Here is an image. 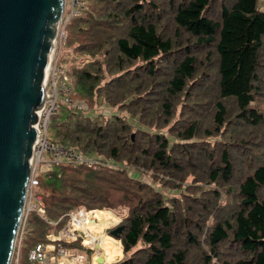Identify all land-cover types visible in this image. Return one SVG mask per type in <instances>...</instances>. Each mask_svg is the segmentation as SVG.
Returning a JSON list of instances; mask_svg holds the SVG:
<instances>
[{
  "label": "trees",
  "instance_id": "1",
  "mask_svg": "<svg viewBox=\"0 0 264 264\" xmlns=\"http://www.w3.org/2000/svg\"><path fill=\"white\" fill-rule=\"evenodd\" d=\"M85 1L88 8L68 24L79 41L75 54L85 58L71 68L79 98L134 106L141 115L150 109L163 119L157 127L169 125L179 106L190 102L209 122L177 119L170 128L178 141L172 142L163 132H133L120 117L101 125L66 107L54 117L52 140L122 159L166 187L195 186L185 184L192 175L200 188L219 185L231 202L207 228L193 226L187 210L198 214L199 203L188 200L182 207V199L165 198L126 169L61 164L41 176V187L50 191L44 196L46 219L64 225L63 215L78 205L97 208L116 198L128 204L129 215L120 236L126 256L115 264H264V159L246 154L241 163L237 153L247 148L248 136L264 137V111L255 106L264 76V10L258 0H223L218 6L217 0ZM164 11L173 34L165 32ZM135 92L139 96L132 99ZM213 136L219 139L212 147L197 141ZM205 200L201 204L211 202ZM35 219L40 227L29 226L25 254L46 241L27 246L29 236H42L47 224L37 213ZM113 220L114 213L108 225Z\"/></svg>",
  "mask_w": 264,
  "mask_h": 264
},
{
  "label": "water",
  "instance_id": "2",
  "mask_svg": "<svg viewBox=\"0 0 264 264\" xmlns=\"http://www.w3.org/2000/svg\"><path fill=\"white\" fill-rule=\"evenodd\" d=\"M65 3L0 0V264L11 263L20 228ZM123 229L119 225L111 234L120 238Z\"/></svg>",
  "mask_w": 264,
  "mask_h": 264
},
{
  "label": "rangeland",
  "instance_id": "3",
  "mask_svg": "<svg viewBox=\"0 0 264 264\" xmlns=\"http://www.w3.org/2000/svg\"><path fill=\"white\" fill-rule=\"evenodd\" d=\"M221 1H223V0H217L216 1L217 6L220 4ZM78 6L79 5H78L76 0H72V1L66 0L64 15H63V18L61 21V27H60V33H61V30H63L65 32L66 38L65 39L61 38L60 33H59V36L57 38V41H56V44L54 47V56L57 60V63L60 66L65 67L67 69L68 74H69L70 84L74 88L73 98L75 101L82 104L83 108L78 110L75 107L63 104L60 111L51 118L50 125H49V131H48L49 138L51 140H52L51 133L54 134V130H52L53 129V123H54V117H57L58 114L60 116L61 113L64 111L63 109L66 107L71 108L75 111H81L82 113H80V114H83L82 115L83 117L86 116V117L93 119V120H95V118H97V120H98L97 122L101 125H106L108 122L112 121L113 118L120 117V118L126 119L129 123H131V125L133 127V132H135L137 129L149 131L150 133L153 131L163 132L170 138V140L172 142L178 141L176 134L174 132H172L171 128H170L171 125L173 123H175V121H177V119H183L185 117H189V119H195V118L200 119L201 124H202V120L204 121V124H207L209 122L203 118L202 112L196 109L195 104H191L190 102H189V104H181L179 106L175 118L171 121V123L169 125L157 127V125L162 124L163 119H161L159 117V114H154L152 112V110H150V109L148 111L144 112L143 115H141L140 113H137L138 108H136L134 106H131L130 109L126 110L125 108H120L119 105L114 106L112 104H109V103L105 102L104 99L95 100L94 102H92V101L87 102V101H84V99L79 98L77 96V91L74 87V84L71 81V68L74 64L81 63L83 61L81 59H85V58H78L76 56L74 49H75V47L78 46L79 41L76 40L74 32L71 33V30L69 29L68 24L72 18H76V17L83 14V12L88 8V2L86 3V1H85L79 7ZM82 6H84V7L81 10L80 7H82ZM164 7H167V6H164ZM258 8L264 10V0H258ZM78 9H79V12H77ZM168 13H169V11H164L161 14V16L163 18H165V21L167 23L166 27H165V32L167 31L168 34H173V30L168 29V27L171 25V23L167 22ZM215 16H216V18L219 19V16L217 13L215 14ZM64 26L66 27L65 29L62 28ZM61 36H63V35H61ZM179 39L181 40V43L185 44L188 42V40H187L188 37L185 33H182ZM204 49H205L204 47L200 48L199 52H201L200 56L204 59V61H207L208 59L205 57V54H206L205 51L206 50H204ZM262 55H263L262 60H264V49L262 51ZM78 56H80V55H78ZM213 56H215V55H212V57ZM84 57L92 58L88 54H84ZM87 61H88L87 63H89L90 59ZM261 70L263 72L264 68L262 67ZM110 77L111 76H108L107 79H110ZM106 81L107 80L103 81L102 84H105ZM260 85H261V88H259V92L261 91V94L258 95L257 102L255 103V106L264 111V76H263V80L260 83ZM46 92H47V87H46ZM138 92H141L143 97H149V98L151 97L150 93H144L142 90H140ZM210 92H212L214 95V93H215L214 86H212V88L210 89ZM138 96H139V94L137 92H135V94L132 96V99H136V98H138ZM129 102H130V98L126 100V103H129ZM156 105L158 106V104H156ZM181 110L183 112H181ZM137 114H139V115H137ZM152 122H154V125L150 126V124ZM156 123H158V124H156ZM176 125H177V127L181 126L180 122H177ZM133 136H135V134H133ZM218 139H219V137L213 136V137L203 138V140H202V138H197V141H200V142L208 145L209 147H212ZM247 139H249L247 144H246L247 148H245L242 152L237 151L238 156L241 160V163L245 159L246 154H250L259 160L264 159V137H262L259 132L258 133L256 132L253 135L248 136ZM52 141H54V140H52ZM58 143H61V142H58ZM61 144H64V143H61ZM65 145L72 146L69 144H65ZM72 147H75L76 149H78L79 151L84 153L82 150H80L76 146H72ZM86 155L91 156V157H95V158L101 160L105 164V166H103V167H108V170H114V171H116V169L128 170V173L131 176L139 178L142 181L150 183L151 185L155 186L156 190L161 191L164 194L165 198L172 197L171 199H173V198H175L176 200L182 199V201H181L182 207L189 206L188 200L190 202L199 203L201 206H198L199 207L197 210L198 214L193 215V214L189 213V211L187 210V216H189V218H192L193 226H199L200 225L201 227H203L205 225V227L207 228V226L215 219L216 215H218V216L221 215L220 214L221 212H219L220 211L219 208H223V211H225L226 213L228 212V204L231 202V197L227 196L226 193H223L221 190V187L219 185L206 186L204 189L200 188L201 187L199 184L200 182H197L193 178V176L190 175L188 177L189 181H187L185 184L190 185V182H191V184L195 185V186H191L189 188H187L188 186L187 187L184 186L182 188L166 187V186H163L162 183H159V184L156 183L155 179H154V175L152 173H147V172H144L141 170L138 171L136 168L128 165L127 162L122 160V159L108 158L105 155H100L97 153H91V154H86ZM65 164H73V163H65ZM56 166H58V165H56ZM56 166H54V167H56ZM52 169H50V170H52ZM50 170H48V171H50ZM48 171H43L39 174V176H38L39 185H38V187L32 189V191H35V193L42 198L44 212L39 211L38 209H36V210H28L27 209L26 215H25L26 221H24L20 227L17 242H16V247L14 248L15 251L13 252L14 253L13 259L14 260L17 258V256H19L21 259V262L26 263V264H35V263H32L28 260L30 251L27 254H25V250H24L25 246H23V242L26 241V239H24V236L27 235L29 226L31 227V230H35V229L38 230L40 227L35 222L36 221L35 213H37L41 217H43L46 220L47 224L44 227V231H43L42 236L38 237V235H39L38 232H35V235H33V236H29V239L31 240V242L27 243V246L32 245V240H34V241L46 240V241H41V243L53 244L54 242L49 238V235L51 234L55 237H57V236L61 237L62 233H63V229L68 224L67 222L69 221V217H66L64 219L65 224L62 225V223H60L61 221L59 219L58 220H47L46 219L45 197L50 193V191L48 188L46 189V188L41 187V179L43 180V177H41V176ZM201 189H203V190H201ZM115 194L117 196L121 195L119 192H117ZM205 197H210L211 202L209 204H201L202 202L207 201V200H205ZM29 201H30V197L28 199V202ZM44 204H45V208H44ZM204 205H208V206H204ZM80 208H84L85 210H87V212H89L91 210H95V209H97V210L98 209H108V210H111L110 212L114 213V220L109 225L105 226L103 228V231H104V234L112 237L113 239L117 240L121 244L120 249L122 252H120V254H111L110 256H108L106 258V260H107L106 263L115 264L118 261L124 259L126 254L124 253L122 240L120 238L114 237L111 234V230L116 228L117 226L121 225V223L128 217V215H129L128 204H124L121 201L117 200L116 198H111V199H109L108 202L101 204L97 208H91L90 209L86 205H78L75 209H72L71 211L74 210V212H77L76 210L80 209ZM117 216L119 218V221H118V223L115 224V222L117 220ZM52 218H55V217H52ZM61 218H63V217H61ZM96 220L99 221L100 219H96ZM38 243H40V242H38ZM62 243H63L64 247H67L68 249H73V248L77 249L78 254H76L74 257L79 256L80 253H87L88 255L92 256L94 254V251H95V249L93 248L94 245L90 241V239H88V241L86 242V245L82 244L84 247H82L81 245H78V244H75V245L68 244L69 242H63L62 241ZM196 253H199V250H198V252L196 251ZM103 256H104V254H103ZM69 258H71V257H69ZM64 261H65L64 259L58 260L57 264H60L61 262H64ZM68 261H69L68 264H74V263L79 264L76 261H72V259H70ZM86 261L88 263V259Z\"/></svg>",
  "mask_w": 264,
  "mask_h": 264
},
{
  "label": "built area",
  "instance_id": "4",
  "mask_svg": "<svg viewBox=\"0 0 264 264\" xmlns=\"http://www.w3.org/2000/svg\"><path fill=\"white\" fill-rule=\"evenodd\" d=\"M76 1L79 6L83 4V2H85L84 0ZM83 7L84 6L80 7V9L82 10ZM77 12H79V9ZM60 27L61 23L57 31V37L54 41V47L60 33ZM62 28L65 29L66 27L64 26ZM60 37L63 39L66 38L65 32L63 30H61ZM46 87V99L43 107L38 112L39 120L36 124L37 138L34 145L31 176L27 188V195L20 227L22 223L26 221L25 215L27 209H38L39 211L44 212L42 198L37 195L35 191H32V189L38 187L39 185L38 176L41 172L48 171L56 165L65 163L84 165L90 168L105 166V164L101 160L95 157L88 156L75 147L52 141L49 138L48 131L51 118L60 111L63 104L75 107L78 110L83 108L82 104L74 100V88L70 84L68 71L65 67H62L57 63V60L54 56V50L50 69L46 77ZM29 197L30 201L28 202ZM76 211L77 212H74L73 210L63 215V217H69V221L67 222L68 224L64 227L61 237H55L51 234L49 235V238L54 242L53 244H44L40 242L36 244L33 249H31L28 257V260L30 262L35 264H57L58 260L64 259L65 261L61 262L60 264H68V260L72 259V261H76L79 264H109L105 261H99V258L103 257L102 250L98 248L100 240L94 236L93 231L88 226L90 218L94 216V210L87 212V210H85L84 208H80ZM88 239H90V241L93 243V248L95 249L92 256L88 255L87 253H80L79 256L74 257L76 254H78L77 249H68L67 247H64L62 243V241L69 242L68 244H78L84 247L83 245H86ZM13 256L10 264H26L21 262L19 256H17L15 260L13 259ZM87 259L88 263L86 261Z\"/></svg>",
  "mask_w": 264,
  "mask_h": 264
},
{
  "label": "bare ground",
  "instance_id": "5",
  "mask_svg": "<svg viewBox=\"0 0 264 264\" xmlns=\"http://www.w3.org/2000/svg\"><path fill=\"white\" fill-rule=\"evenodd\" d=\"M111 216H112V212L110 211L94 210V216L90 218L88 225L93 231L94 236L100 240L98 244V248L102 250L104 254L103 258L105 262L107 261L106 258L111 254H120V252H122L120 249L121 244L112 237L104 234L103 231V228L107 226L108 223L110 222ZM96 219H100V220L97 221Z\"/></svg>",
  "mask_w": 264,
  "mask_h": 264
}]
</instances>
